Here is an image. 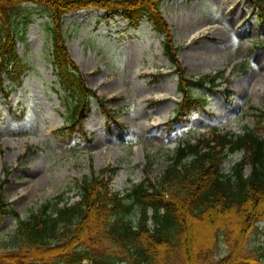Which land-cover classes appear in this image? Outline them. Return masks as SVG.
<instances>
[{
    "label": "rangeland",
    "instance_id": "1",
    "mask_svg": "<svg viewBox=\"0 0 264 264\" xmlns=\"http://www.w3.org/2000/svg\"><path fill=\"white\" fill-rule=\"evenodd\" d=\"M28 5H18L19 15ZM251 9L247 0L163 1L161 13L179 44L177 55L186 72L199 76L222 70L219 89L232 90L231 94L219 89L210 93L205 109L212 119L195 111L190 119L182 116L179 124L172 123L182 99L177 77L170 73L171 63L163 53V35L156 33L150 21L140 18L133 26L120 14L110 16L97 7L64 14L61 35L85 77L83 84L103 98L107 108L119 110L118 117L106 121L98 98L90 99L88 111L83 112L87 118L71 144L55 132L65 124L68 100L51 63L47 17L32 15L19 29L16 43L26 63L18 78L21 84L0 77L3 198L24 218L57 194L76 199L77 180L106 166L117 168L110 184L123 192L131 182L143 180L146 169L150 176H158L168 150L180 140L197 137L213 123L235 131L252 125L248 108L264 107V29ZM257 44L263 47L251 51ZM197 93L205 92L199 89ZM22 110L24 116L19 117ZM30 148L35 152H28ZM240 156L238 152L226 158L222 170L227 172ZM245 170L248 173L250 168ZM15 225L12 215H4L0 235L11 233ZM258 226L263 234L252 240L264 247V220ZM207 230L196 234L202 239L210 233Z\"/></svg>",
    "mask_w": 264,
    "mask_h": 264
},
{
    "label": "trees",
    "instance_id": "2",
    "mask_svg": "<svg viewBox=\"0 0 264 264\" xmlns=\"http://www.w3.org/2000/svg\"><path fill=\"white\" fill-rule=\"evenodd\" d=\"M23 1L33 4L23 9V22L34 12L49 18L52 61L64 86L78 97L71 117L85 106L89 91L60 32L66 11L93 5L122 10L132 21L145 14L165 33V52L178 65L168 25L158 12L161 0H0V68L13 72L10 76L21 61L15 43L22 12L18 5ZM179 75L184 91L214 80L191 81L183 72ZM255 115L256 127H262L264 110ZM225 147L229 152L245 151L230 173L220 172L214 159ZM247 163L254 170L245 176ZM108 184L97 176L86 177L78 185L79 201L64 207L45 204L26 219L0 199V219L6 213L17 217L15 229L0 235V264H264L259 259L264 250L249 242L248 233L252 216L264 209V140L255 129L245 127L238 134L215 131L194 143H179L160 177L154 182L148 179V187L139 183L120 194ZM256 197L263 199L260 205L252 203ZM207 227V237H198L196 231ZM221 243L226 245L225 255Z\"/></svg>",
    "mask_w": 264,
    "mask_h": 264
}]
</instances>
